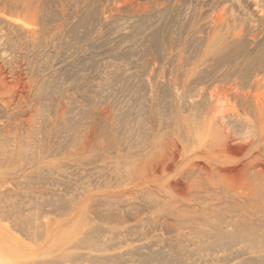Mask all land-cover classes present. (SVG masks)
Instances as JSON below:
<instances>
[{"label": "rangeland", "instance_id": "obj_1", "mask_svg": "<svg viewBox=\"0 0 264 264\" xmlns=\"http://www.w3.org/2000/svg\"><path fill=\"white\" fill-rule=\"evenodd\" d=\"M0 264H264V0H0Z\"/></svg>", "mask_w": 264, "mask_h": 264}, {"label": "bare ground", "instance_id": "obj_2", "mask_svg": "<svg viewBox=\"0 0 264 264\" xmlns=\"http://www.w3.org/2000/svg\"><path fill=\"white\" fill-rule=\"evenodd\" d=\"M5 184V183H4Z\"/></svg>", "mask_w": 264, "mask_h": 264}]
</instances>
